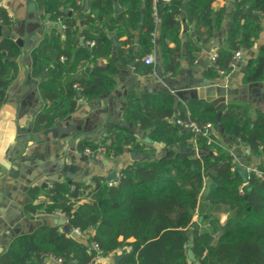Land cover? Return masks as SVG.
<instances>
[{"label":"trees","instance_id":"1","mask_svg":"<svg viewBox=\"0 0 264 264\" xmlns=\"http://www.w3.org/2000/svg\"><path fill=\"white\" fill-rule=\"evenodd\" d=\"M214 1L158 0L156 19L153 0H90L89 11L82 16L84 27L79 30L75 13L82 0H35L39 20L51 24L49 32L28 54L31 76L38 80L43 100L31 122L32 132L41 133L65 119L81 99L92 102L111 91L119 70L113 55L122 65L133 60L134 70L140 74L155 70L143 60L155 50L159 52L162 75L179 74L183 56L193 64L201 52L200 42L209 41L225 21L228 0L217 3L216 8ZM115 2L121 8L118 12ZM232 2L226 43L206 67L204 75L208 78L228 73L234 51L251 48L261 31L264 0ZM182 14L194 24L195 39L189 38L185 45L180 35ZM0 21L11 24L1 5ZM107 32H114V37H108ZM90 41L94 45L90 46ZM21 53L13 39L0 38V109L5 88L19 71L15 58ZM242 81H264V44L256 56L248 59ZM174 117L200 125L218 123L223 134L249 146L253 153L259 152L264 143L261 109L252 116L246 104L229 103L219 110L212 102L199 98L181 102L165 91L141 94L131 90L126 96L122 123L110 127L99 141L82 138L79 150L105 145L108 155L114 157L124 152H143L146 141L139 140L128 126L134 123L147 132L146 137L163 143L171 153L126 165L116 185L94 176V185L58 178L51 180L52 186L29 187L30 197L45 190L49 200L27 202L26 213L60 210L70 227L78 228L81 235L73 236L71 230L61 229L59 224L39 225L31 232L13 236L0 253V264H52L46 261L47 255L61 258L63 264H89L96 254L93 242L98 243L102 255L129 245L117 264H264V176L251 172L245 183L234 169V155L229 148L208 143L204 135H196L193 142L194 134L177 125ZM215 131L214 127L211 135L216 139ZM179 145L187 150L181 152ZM196 148L205 150V154L199 155ZM197 211L203 216L200 222L193 219ZM222 213H226L224 220ZM161 231L170 238L164 248L153 242ZM189 248L197 263L189 259Z\"/></svg>","mask_w":264,"mask_h":264},{"label":"crops","instance_id":"2","mask_svg":"<svg viewBox=\"0 0 264 264\" xmlns=\"http://www.w3.org/2000/svg\"><path fill=\"white\" fill-rule=\"evenodd\" d=\"M30 2L35 0H0V5L7 11L11 20L10 25L0 26V38L8 37L7 29L10 28L24 41V50L15 58L18 59L19 71L13 82L5 88L4 103L0 109V253L7 248L13 236L31 232L42 224H54L56 216L54 213L39 211L31 214L24 211V205L27 202L37 204L49 200L45 190L40 191L35 198L30 197L29 187L43 186L45 181L49 182L58 178L92 183L94 176L108 177L115 174L117 177L126 165L171 153L163 143L155 142H146L144 151L139 152L141 158L135 159L131 157V152H124L119 157L94 159L83 155L82 150H79L78 142L82 138L99 141L107 134L110 127L122 123V114L129 91L134 90L141 94L165 91L173 94L181 102L189 98H199L212 102L219 110L224 109L229 103L246 104L252 116L256 115L257 109L264 111V81L253 83L242 81L244 72L242 62L256 56L259 47L264 44V15L260 34L253 46L243 51L239 66L217 78H208L204 75L210 63L211 53L225 46L226 43L228 21L233 6L232 0H228L226 2L228 11L221 29L216 31L206 43L200 42L201 52L193 64H189L185 56L181 58L179 74L159 75L155 70L140 74L135 72L134 63L122 65L113 55L112 58L117 62L119 70L115 75L116 83L111 91L92 102L81 99L77 109L62 120L61 130L66 131H60L57 137L50 133L44 142L18 140L19 129L32 122L31 116L36 115L43 104L38 93V80L31 76V60L28 54L49 32L51 24L47 21L44 26L40 20H33L38 17V12L37 6L34 11L29 10ZM219 2L223 0H215L213 6L216 8ZM83 4L84 0L80 10L75 13L79 30L84 27ZM180 18L183 26L180 35L185 45L189 38L195 39L194 24L189 22L185 14H182ZM114 35V32H107L110 38ZM134 50H137V42H135ZM157 51H153L155 57ZM99 61H103V58ZM157 64L156 59L152 64L155 69ZM36 97H39L38 101H35ZM128 126L139 140L145 142L147 132L139 130L134 123H129ZM215 134L217 142L229 148L237 156L239 165L260 166L264 169V143L259 152L253 153L249 146L229 135H224L220 130H216ZM25 158L31 160H25ZM29 162L36 163L38 167L33 170L31 167L28 169L26 165ZM58 167H60L59 170H57ZM221 218L224 220L226 213H222ZM193 219L196 222L201 221L198 211ZM69 228V223L61 226L63 230ZM167 240H170L169 236L161 231L153 242L159 248H164ZM129 248L128 245L116 252L102 255L95 264H117L122 251ZM45 259L50 262L48 256Z\"/></svg>","mask_w":264,"mask_h":264},{"label":"built area","instance_id":"3","mask_svg":"<svg viewBox=\"0 0 264 264\" xmlns=\"http://www.w3.org/2000/svg\"><path fill=\"white\" fill-rule=\"evenodd\" d=\"M153 1H154V8H155V18L158 19V10H157L158 0H153ZM164 1H169V0H164ZM60 26L62 28H64V25L61 23H60ZM153 42L156 43V32L153 33ZM94 43H95L94 41L89 42L90 46L94 45ZM243 51H244L243 49H238V50L234 51L232 59H231L230 64H229L230 70H233L239 66V64L242 60V57H243ZM217 55H218L217 51H214L213 53H211L210 62L214 61L216 59ZM61 59L64 60L65 57L62 56ZM143 60L147 64H154L155 60H156L155 53L150 52L149 54H147L143 58ZM74 87L76 89H80L78 84H75ZM175 123L184 129L190 130L194 134L193 138L191 139L193 142L196 141V139H195L196 135H204L207 138L208 143H218L217 139L213 138L211 135L212 131L214 130V127H215L214 124H212V123H206L204 125H200L199 123H197L194 120H190V119L189 120H181L178 117H176ZM196 150H198V149L196 148ZM82 153H83V155H85L89 158H94V159H102V158H107V157L113 156V155H108L107 148L105 145H98L94 149L91 147H85L83 149ZM233 155H234V153H233ZM233 162H234L235 167L237 165H239L236 155H234ZM235 167H234V169H235ZM247 168L249 170V176H250L251 172L257 176H260V177L264 176V169H261L257 166H250ZM101 181L104 183H107L108 185H116L119 181V176H117L115 179H109L108 177H103L101 179ZM46 183L48 186H52L51 181L46 182ZM245 183H247V182H245ZM91 184L94 185L93 182ZM71 189H74V185L71 186ZM84 191H85L84 192L85 194L88 193V189H85ZM82 197L85 198L86 196H82ZM53 213L59 217L63 216V213L60 210H55ZM73 230H75L77 232V234H81V231L78 228H73ZM92 248L95 250L96 254L94 255L92 261L89 264H95V262L102 256V250L99 247L98 243L93 242ZM47 256L49 257L50 262L52 264H63L61 258L56 257L54 255H47Z\"/></svg>","mask_w":264,"mask_h":264},{"label":"water","instance_id":"4","mask_svg":"<svg viewBox=\"0 0 264 264\" xmlns=\"http://www.w3.org/2000/svg\"><path fill=\"white\" fill-rule=\"evenodd\" d=\"M83 5H84L83 14H85L86 12L89 11L90 0H84V4ZM115 7H116L117 11L120 10V7H119V5H118L117 2H115ZM35 9H36L35 2H30L29 3V10L30 11H34ZM69 14H71V11H69ZM33 20L39 21V17H35V19H33ZM45 25H46V23H44V26ZM57 25L59 27H61L60 26V23H58ZM0 26H3V23L1 21H0ZM0 35H1V32H0ZM7 36L9 38L15 40L19 44V46L21 47V49L24 50V41H23V39L16 32H14L10 28H8L7 29ZM80 43H83V38L80 39ZM158 58H159V52L157 51L156 52V59H157L158 64L156 66L155 71H156L157 74L162 75V67H161V63L159 62ZM15 60L18 61V59H15ZM133 63H134V61L131 60L130 61V65H132ZM242 63H243L242 64V68L245 69L246 64H247V60H244ZM34 84L35 83H33V85ZM32 87H34V86H32ZM78 94L81 95L80 92H78ZM38 100H39V97H36V100L35 101H38ZM34 116H35V114H33L31 116L30 121H32L34 119ZM174 121H176V117H174ZM61 123H62V120L58 121L53 127L48 128V129H45L41 133L35 134V133L32 132V126H31V123L29 122L25 127L19 129L20 135L18 137V140H34L36 142H44V141L47 140V137H48V135L50 133H53V135H55V137H57V135H58V133L60 131H66V130H61V127H60ZM215 129L221 131V128H220V126H219L218 123L215 125ZM224 135L227 136V134H224ZM145 141L146 142H153L152 139H150L149 137H145ZM179 148H180V151L181 152H185L187 150L184 145H179ZM197 152H198L199 155H201V154H205L206 151L203 150V149H199ZM130 154H131V157L133 159H135V158H141V154L139 152L131 151ZM25 160H31V159L25 158ZM26 166H27L28 169H29V167H31L32 170L33 169H36L38 167V165H36V163H33V162H29V164L26 165ZM59 169H60V167L57 168V170H59ZM64 169H67V167H64ZM235 169L240 173V175H241V177H242V179H243L244 182H248L249 181V170H248V168L246 166H244V165H237L235 167ZM108 178L109 179H115L116 178V175L114 174V175L108 176ZM46 185H47V183L44 182L43 183V186H46ZM202 219H203V216L200 215V220H202ZM54 224H59V225L63 226V225L68 224V221L64 217L55 216ZM68 230H71L72 231V235L73 236H77L78 235L77 232L75 230H73L72 227H70ZM190 245H191V243H187V246L188 247H190ZM188 257H189V259L191 261H194V262L197 263V261L195 259V256H194V253H193V250L191 248L188 249Z\"/></svg>","mask_w":264,"mask_h":264}]
</instances>
